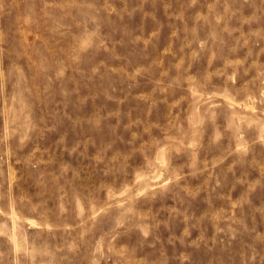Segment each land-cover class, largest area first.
<instances>
[{
	"label": "rangeland",
	"instance_id": "rangeland-1",
	"mask_svg": "<svg viewBox=\"0 0 264 264\" xmlns=\"http://www.w3.org/2000/svg\"><path fill=\"white\" fill-rule=\"evenodd\" d=\"M0 264H264V0H0Z\"/></svg>",
	"mask_w": 264,
	"mask_h": 264
}]
</instances>
